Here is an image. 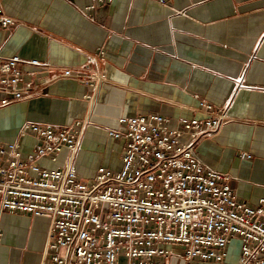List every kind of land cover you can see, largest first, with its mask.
<instances>
[{"label": "crops", "instance_id": "0c3cea01", "mask_svg": "<svg viewBox=\"0 0 264 264\" xmlns=\"http://www.w3.org/2000/svg\"><path fill=\"white\" fill-rule=\"evenodd\" d=\"M87 4L0 0L14 20L0 28L1 54L39 61L21 64L34 88L0 109V140L16 139L25 122L79 121L84 130L75 165L91 180L101 165L121 166L123 142L108 134L120 127L119 118L156 113L179 127L181 117H205L210 104L224 109L228 122L201 140L198 155L230 176L240 200L257 206L264 198V0H113L90 13ZM32 142L23 140L26 151ZM66 155L49 165L64 164ZM2 227L0 264L40 263L47 218L6 213ZM237 253L230 251L229 259ZM126 262L120 257L118 264ZM171 264L219 263L174 256Z\"/></svg>", "mask_w": 264, "mask_h": 264}, {"label": "built area", "instance_id": "2783aa9c", "mask_svg": "<svg viewBox=\"0 0 264 264\" xmlns=\"http://www.w3.org/2000/svg\"><path fill=\"white\" fill-rule=\"evenodd\" d=\"M112 1L88 0L85 10ZM153 1L164 5L169 0ZM13 24L0 8V28ZM23 63L39 61L0 52V109L34 88L33 80L24 77ZM84 83L94 85L92 79ZM204 106L205 117H181L179 127L156 113L119 118L120 127L108 134L123 142L121 166L101 165L91 180L82 179L75 165L81 122L23 123L16 139L0 140V244L3 215L25 213L49 220L39 264H118L120 257L126 264H171L174 256L264 264V198L257 206L240 200L230 176L200 159L201 140L228 122L224 109ZM28 136L33 142L26 151ZM64 151V164L49 165ZM233 242L238 253L230 260Z\"/></svg>", "mask_w": 264, "mask_h": 264}, {"label": "rangeland", "instance_id": "374dc122", "mask_svg": "<svg viewBox=\"0 0 264 264\" xmlns=\"http://www.w3.org/2000/svg\"><path fill=\"white\" fill-rule=\"evenodd\" d=\"M230 251L231 252H234L236 251V249L238 248V243L237 242H233L231 245H230Z\"/></svg>", "mask_w": 264, "mask_h": 264}, {"label": "bare ground", "instance_id": "6f19581e", "mask_svg": "<svg viewBox=\"0 0 264 264\" xmlns=\"http://www.w3.org/2000/svg\"><path fill=\"white\" fill-rule=\"evenodd\" d=\"M42 259V258H41Z\"/></svg>", "mask_w": 264, "mask_h": 264}]
</instances>
